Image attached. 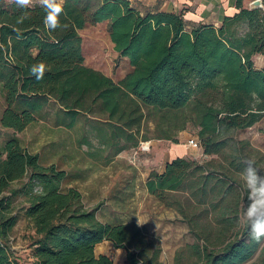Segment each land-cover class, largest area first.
<instances>
[{"label": "trees", "instance_id": "trees-1", "mask_svg": "<svg viewBox=\"0 0 264 264\" xmlns=\"http://www.w3.org/2000/svg\"><path fill=\"white\" fill-rule=\"evenodd\" d=\"M244 1L235 0L238 12L220 26H192L184 10L150 11L130 0H64L62 26L52 31L38 4L22 9L0 0L1 125L22 132L48 119L53 102L54 125L73 129L84 118L88 127L79 144L109 166L120 152L151 139L145 132L149 120L155 138L173 142L193 124L204 154L217 158L177 157L148 175V192L182 214L194 237L186 249L196 264H264V239H251L241 221L248 203L247 158L238 152L248 142L235 138L264 116V67L254 61L264 55V2L251 8ZM23 12L29 18L17 23ZM104 21L115 51L130 66L118 81L85 63L79 31ZM40 62L46 71L37 80L30 68ZM75 180L55 163L42 164L18 138L4 143L0 264H17L10 242L20 219V195L27 197L24 216L35 230L34 264H114L95 253L105 240L127 250L128 264H163L159 241L136 222L101 221ZM183 190L185 201L166 202Z\"/></svg>", "mask_w": 264, "mask_h": 264}, {"label": "rangeland", "instance_id": "rangeland-1", "mask_svg": "<svg viewBox=\"0 0 264 264\" xmlns=\"http://www.w3.org/2000/svg\"><path fill=\"white\" fill-rule=\"evenodd\" d=\"M251 1L254 0L244 1L245 6L249 7ZM79 33L88 66L115 81L129 71L128 61L121 59L114 49L107 21L88 23ZM56 106L52 102L48 119H40L22 132L5 128L0 123V150L8 139L18 138L24 148L39 155L42 164L55 163L74 176L76 180L73 185L82 191L87 207L97 210L101 221L136 222L152 238L159 241L162 248L160 260L163 264H196V258L186 249V246L194 242V237L182 214L176 206H168L151 195L145 182L152 171H162L165 168V162L171 157L170 152H179L178 156L199 162L217 158L205 155L203 148L196 149L189 144L190 139L198 138L197 127L188 125L185 131L173 136L178 140L173 142L155 138V125L149 120L145 125V132L151 139L141 142L136 150L129 148L120 152L109 166H104L91 157L88 152L90 149L86 145L79 144V137L88 127L86 120L80 119L77 127L73 129L57 127L52 115ZM4 108V99L0 95V117ZM235 138L248 142L238 154L247 158L244 160H254L256 167L264 174V116L253 126L239 130ZM16 186L19 187L20 184L17 183ZM186 196L183 190L172 197L168 196L166 202L174 199L185 201ZM17 200L20 219L10 242L13 257L17 264H34V233L31 223L24 216V209L28 205L27 197L20 195ZM187 212L192 211L187 209ZM193 212L203 214L199 210ZM257 257L258 255L252 261ZM112 259L114 264H128L120 254H113Z\"/></svg>", "mask_w": 264, "mask_h": 264}, {"label": "clouds", "instance_id": "clouds-1", "mask_svg": "<svg viewBox=\"0 0 264 264\" xmlns=\"http://www.w3.org/2000/svg\"><path fill=\"white\" fill-rule=\"evenodd\" d=\"M5 2L22 9L32 8L38 4L46 13L44 18L46 29L54 31L62 26L59 16L63 12L64 0H5ZM28 18V13L23 12L17 18V23H23ZM45 71L46 65L43 62L30 68L31 75L37 80L43 78ZM244 163L246 167L243 179L248 203L243 209L241 221L249 229L251 239L260 242L264 239V175L256 167L254 160L248 159Z\"/></svg>", "mask_w": 264, "mask_h": 264}, {"label": "crops", "instance_id": "crops-1", "mask_svg": "<svg viewBox=\"0 0 264 264\" xmlns=\"http://www.w3.org/2000/svg\"><path fill=\"white\" fill-rule=\"evenodd\" d=\"M130 1L140 7H143L145 10H150V11L167 10V11L177 12L184 10L185 18L187 22L192 26L198 25L200 23L214 24L216 26H220L222 25L223 20L226 16H232L236 12H238V9L236 8L235 5V0H130ZM121 59L127 61L126 58H121ZM254 61L257 66L264 67L263 54L256 55ZM170 153H171V157L165 162V165L167 162L177 157H180L178 156L179 152H170ZM32 231L35 234V230L33 229V227H32ZM95 253L96 255L104 254L109 256L110 258L113 257V254H120L123 258V261H126L127 259V251L124 248H117L115 247L113 242L107 240L97 245L95 249Z\"/></svg>", "mask_w": 264, "mask_h": 264}, {"label": "built area", "instance_id": "built-area-1", "mask_svg": "<svg viewBox=\"0 0 264 264\" xmlns=\"http://www.w3.org/2000/svg\"><path fill=\"white\" fill-rule=\"evenodd\" d=\"M189 144H190L192 147L196 148V149H198V148L201 147L199 137H198V138H192V139H190V140H189ZM201 148H202V147H201Z\"/></svg>", "mask_w": 264, "mask_h": 264}, {"label": "water", "instance_id": "water-1", "mask_svg": "<svg viewBox=\"0 0 264 264\" xmlns=\"http://www.w3.org/2000/svg\"><path fill=\"white\" fill-rule=\"evenodd\" d=\"M261 6H262V0H254L250 3L251 8L261 7Z\"/></svg>", "mask_w": 264, "mask_h": 264}]
</instances>
